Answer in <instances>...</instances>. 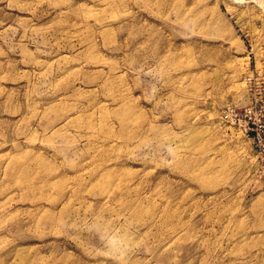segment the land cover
Returning a JSON list of instances; mask_svg holds the SVG:
<instances>
[{
    "label": "rangeland",
    "instance_id": "1",
    "mask_svg": "<svg viewBox=\"0 0 264 264\" xmlns=\"http://www.w3.org/2000/svg\"><path fill=\"white\" fill-rule=\"evenodd\" d=\"M0 264H264V0H0Z\"/></svg>",
    "mask_w": 264,
    "mask_h": 264
}]
</instances>
